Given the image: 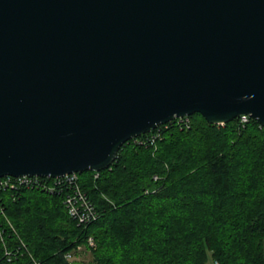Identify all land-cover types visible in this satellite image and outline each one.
I'll use <instances>...</instances> for the list:
<instances>
[{"label": "water", "instance_id": "95a60500", "mask_svg": "<svg viewBox=\"0 0 264 264\" xmlns=\"http://www.w3.org/2000/svg\"><path fill=\"white\" fill-rule=\"evenodd\" d=\"M194 113L264 126V0H0V179L100 172Z\"/></svg>", "mask_w": 264, "mask_h": 264}, {"label": "trees", "instance_id": "16d2710c", "mask_svg": "<svg viewBox=\"0 0 264 264\" xmlns=\"http://www.w3.org/2000/svg\"><path fill=\"white\" fill-rule=\"evenodd\" d=\"M187 118L189 128L160 125L127 141L108 169L77 174L99 215L88 225L56 192L0 187L4 245L26 246L12 264L29 254L76 264L65 255L83 249L88 264H264V126Z\"/></svg>", "mask_w": 264, "mask_h": 264}, {"label": "built area", "instance_id": "2783aa9c", "mask_svg": "<svg viewBox=\"0 0 264 264\" xmlns=\"http://www.w3.org/2000/svg\"><path fill=\"white\" fill-rule=\"evenodd\" d=\"M178 124L182 127L189 128V120L187 117L175 118ZM239 124L244 127L248 122L249 117L241 115L238 117ZM222 125V124H221ZM159 131H157L149 139L154 142L158 138ZM143 142V141H140ZM0 187H9L12 189H37L48 193H58L63 196V205L65 206L67 213L71 218L77 222V226L88 225L96 221L99 217L95 207L90 203L86 194L81 190L78 184V176L76 173L69 174L63 177L50 178L40 176H22V177H10L6 176L0 179ZM0 214L4 215L3 210L0 208ZM0 246L3 247L2 255H0V264H12V260L20 255V248L26 249L25 244L20 241V244L16 245L14 250H9L4 245L3 230L0 226ZM88 246L93 247L94 241L92 238L88 239ZM80 250V248H79ZM28 264H44L29 254ZM65 258L69 261L72 260V255L67 254ZM212 264H218L216 261Z\"/></svg>", "mask_w": 264, "mask_h": 264}, {"label": "rangeland", "instance_id": "374dc122", "mask_svg": "<svg viewBox=\"0 0 264 264\" xmlns=\"http://www.w3.org/2000/svg\"><path fill=\"white\" fill-rule=\"evenodd\" d=\"M72 262L76 264H88L91 261V254L87 249L72 253Z\"/></svg>", "mask_w": 264, "mask_h": 264}]
</instances>
